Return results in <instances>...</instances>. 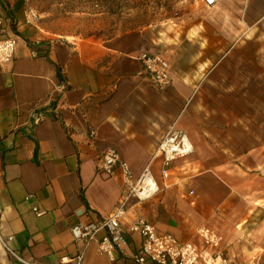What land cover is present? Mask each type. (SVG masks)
<instances>
[{
    "label": "crops",
    "instance_id": "1",
    "mask_svg": "<svg viewBox=\"0 0 264 264\" xmlns=\"http://www.w3.org/2000/svg\"><path fill=\"white\" fill-rule=\"evenodd\" d=\"M24 5L0 0V40H16L12 58L0 61V232L9 248L30 264H61L77 254L81 264H138L119 252L110 261L95 241L74 242L70 231L73 223L108 216L119 200L120 168L112 175L98 169L110 148L134 179L149 165L159 188L127 203V254L140 242L128 231L137 218L199 247L201 227L221 235L211 225L227 202L210 199L216 173L203 166L208 150L191 128L199 76L178 68L170 41L147 29L107 40L56 38L29 23ZM143 51L169 61V85L156 87L145 76ZM169 129L182 130L199 150L173 160L163 179L157 148ZM220 237L219 249L240 264ZM0 264L22 263L0 245Z\"/></svg>",
    "mask_w": 264,
    "mask_h": 264
},
{
    "label": "rangeland",
    "instance_id": "2",
    "mask_svg": "<svg viewBox=\"0 0 264 264\" xmlns=\"http://www.w3.org/2000/svg\"><path fill=\"white\" fill-rule=\"evenodd\" d=\"M24 6L29 23L56 38L107 40L147 29L170 41L178 68L199 76L191 128L208 150L203 166L216 173L210 199L227 202L211 226L235 261L264 264V0L213 6L204 0H25Z\"/></svg>",
    "mask_w": 264,
    "mask_h": 264
},
{
    "label": "built area",
    "instance_id": "3",
    "mask_svg": "<svg viewBox=\"0 0 264 264\" xmlns=\"http://www.w3.org/2000/svg\"><path fill=\"white\" fill-rule=\"evenodd\" d=\"M205 5L213 6L216 0H204ZM16 46L15 38L0 40V61H9ZM138 59L145 76L156 87H164L171 83V68L169 61L160 53L143 51ZM62 89L65 86L61 84ZM43 118L37 114L36 121ZM94 135V133H91ZM157 151L162 155L161 176L168 178L169 164L178 158L186 157L193 152V145L189 137L180 129H169L163 136ZM116 167L122 175L121 194L113 211L106 217L91 222H76L70 226L74 242L95 241L99 251L104 253L110 261L115 259V253L129 257L138 264H237L219 249L221 237L214 230L201 227L198 235L202 239V247L189 242L179 241L170 233L159 232L156 227L142 218H137L129 227L131 234H138L140 242L134 251L126 253L127 230L124 226L127 203L130 198L138 200L150 198L158 192V184L147 165L140 175L134 179L125 162L121 161L115 149L105 150L99 158L98 169L107 175H112ZM38 213V211H36ZM1 215V209H0ZM8 239L0 232V245L8 252L14 262L30 264L20 258L9 248ZM82 254L73 257H62L61 264H81ZM240 264H256L250 259Z\"/></svg>",
    "mask_w": 264,
    "mask_h": 264
}]
</instances>
